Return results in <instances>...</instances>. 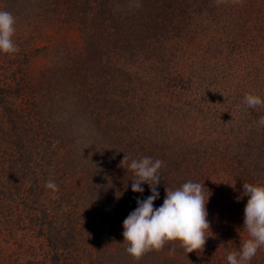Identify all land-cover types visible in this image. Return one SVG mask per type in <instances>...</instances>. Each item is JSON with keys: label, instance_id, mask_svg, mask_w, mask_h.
Here are the masks:
<instances>
[{"label": "trees", "instance_id": "1", "mask_svg": "<svg viewBox=\"0 0 264 264\" xmlns=\"http://www.w3.org/2000/svg\"><path fill=\"white\" fill-rule=\"evenodd\" d=\"M212 1L2 0L3 10L11 12L16 20L19 14H23V19L30 18L26 26L39 27L35 25L34 18L31 19L33 15L38 17V22L43 17L49 24L53 21L76 23L82 33L83 46L81 50L65 52L59 61L56 58L51 62L54 66L44 65L36 72L31 67V60L48 46L35 45L36 36L32 32L29 37L32 43L26 38L25 42L18 44L20 37L13 38L19 48L18 53H0V113L8 126L5 132L13 136L12 154L5 156L4 164L0 159V229L14 220L19 226L23 224L24 228L30 226L45 233L52 248L43 260L47 264L49 261L51 264H66L64 251L76 233L74 225H68L61 216L65 215L62 209L70 216L67 206L72 198L64 190L55 195V200H52L54 196H49L51 191L46 188V182L49 179L55 182L57 175L52 165L61 164L64 160L77 169L74 173L82 179L83 191L75 194V203L81 201L87 208L88 219L99 214L104 218V226L118 223L115 226L117 232L120 224L118 212L130 214L137 207V198L145 199L151 195L147 184L142 185L143 193L132 191L134 174L127 167L131 159L149 156L164 162L160 169L163 175L158 186L160 196L154 201V206L159 207L163 204L167 187L174 190L188 180L202 184L199 171L205 169L202 163L213 148L218 149V156L223 157L232 156L240 148L227 142V135L207 140L205 144H192L187 142L183 131L176 132L170 145L163 146L165 139L156 136L164 132V125L153 120L154 127L150 126L142 116L132 113L133 100H128V91L133 93L129 97L134 98L137 95L134 93L142 90L140 77L130 68L142 65L151 53L162 50L159 47L171 36L190 29L196 11L197 15L203 12L212 5ZM122 92L125 99L119 102ZM20 96L26 102L30 101L27 106L32 105V109L17 105ZM36 106H43L47 111L51 109V112L56 107L54 113L61 111V115L55 120L49 119L47 113L41 115ZM34 109V114L41 116L40 121H46L45 129L37 133L29 126ZM156 111L161 112V108L157 106ZM116 118L121 120L118 122ZM118 125H122V129L117 130ZM81 126L87 132L84 129L79 132L76 127ZM168 132L172 134L175 131ZM46 133L48 142L40 143L39 152H33L32 145L39 139L36 134L38 137ZM79 133L85 140L91 139V144L79 149L72 145ZM255 151V142L245 141L239 154L251 156ZM125 155L129 160L121 163ZM232 158L238 162V156ZM4 166L5 169L2 168ZM259 173L264 175V167ZM73 185L71 188L77 191ZM15 203L22 213L14 217ZM122 233L114 236L121 239L118 251L111 253L113 250H110V256L115 258L116 255L118 260L122 258L123 264H133L136 259L128 261V245ZM55 246L59 250H55ZM163 249L177 252L162 259L158 257L159 251H151L135 264H192L188 261L193 256L192 252L187 254L179 241L169 242ZM193 252L199 254L200 251ZM202 252V259L215 264L210 255L205 256ZM179 256L181 263L176 261L180 260Z\"/></svg>", "mask_w": 264, "mask_h": 264}, {"label": "rangeland", "instance_id": "2", "mask_svg": "<svg viewBox=\"0 0 264 264\" xmlns=\"http://www.w3.org/2000/svg\"><path fill=\"white\" fill-rule=\"evenodd\" d=\"M2 4L0 0V9H3ZM211 4L213 6H207L198 15L196 11L190 29L171 36L159 47L162 50L151 53L142 65L130 68L133 74L140 77L142 90L134 93L137 94L134 98L129 97L133 94L131 91L127 94L128 100H133V114L142 116V120H147L152 127L153 120L164 125V132L161 130L162 134L156 136L165 139L163 146L170 145L174 134L183 131L187 142L192 144H205L207 140L227 135V142L240 147L232 156L224 157L218 156L219 150L213 148L211 154L205 156V163H202L205 169L199 171L202 184L206 186L205 192L211 193L207 204L211 230L202 253L210 255L215 264H228L227 254L238 251L241 240L248 239L244 229V209L249 197L243 195V184L264 183V175L259 173L264 167V126L258 125L259 118L264 116V107L252 109L243 105V97L248 93L264 97V0H244L242 6H233L230 2L217 6L215 0ZM22 16L19 14L16 20L14 38L20 37L21 40L17 43L25 42L32 32L36 36L35 45L48 46L31 60L35 72L44 65L54 66L51 62H55L56 58L58 60L65 52L82 49V33L76 23L53 21L49 24L43 17L38 22V17L33 15L31 19L34 18L35 25L39 26L35 28L26 26L30 18L23 19ZM29 39L32 43V39ZM123 95L122 92L119 102H124ZM29 102L20 96L17 105L32 109V105L27 106ZM157 106L161 112L155 113ZM36 108L40 109L41 115L47 113L49 119L55 120L61 115V111L54 113L56 107L53 112L51 109L45 110L43 106ZM34 112L35 109L29 126L37 133L45 129L46 121H40L41 116ZM177 112L181 115H176ZM116 120L119 122L121 119ZM7 128L0 113V159L3 164L5 156L12 154L13 150V136L5 132ZM76 128L79 132L83 129L87 132L84 126ZM118 128L122 129V125L116 126ZM167 129L175 132L171 134ZM36 138L39 139L32 146L33 152L38 153L40 143L45 140L48 142L49 136L48 133L38 137L36 134ZM245 141L255 142L257 152L251 156H240L239 151ZM91 142V139L85 140L79 133L72 145L79 149ZM234 156H238V162L232 158ZM2 168L5 169V166ZM52 168L57 174V190L50 189L49 196H54L52 200H55V195L64 190L72 198L67 206L70 216L64 209L65 215L61 216L68 225H74L76 233L64 251L66 264H123L122 258L118 260V256L112 258L110 255L119 249L118 241L121 238L114 236L124 231L123 221L129 214L118 212L120 224L117 232L115 226L118 223L104 226V218L99 214L88 219L86 207H83L81 201L75 203V194H82L83 191V181L74 173L77 169L64 160L61 164L52 165ZM72 183L77 191L71 188ZM19 212L22 213V210L17 209L15 203L12 214L15 217ZM109 226L113 228L107 229ZM0 230V264H47L43 258L46 259L51 251L52 243H49L45 233L33 230L30 226L24 228L23 224L19 226L14 220L3 225ZM57 249L58 246H55ZM110 250L113 251L110 253ZM199 251V254L192 252L189 263L208 264ZM173 252L177 251L162 249L158 257H172L175 254ZM128 258L130 262L135 260L131 255ZM179 258L176 261L181 263ZM250 264H264V248L257 252Z\"/></svg>", "mask_w": 264, "mask_h": 264}, {"label": "clouds", "instance_id": "3", "mask_svg": "<svg viewBox=\"0 0 264 264\" xmlns=\"http://www.w3.org/2000/svg\"><path fill=\"white\" fill-rule=\"evenodd\" d=\"M242 6L244 0H215L217 6L225 3ZM16 19L7 10L0 9V53L15 54L19 48L14 41ZM246 108L264 107V97L248 93L243 97ZM264 126V116L258 120ZM125 155L121 163L127 162ZM164 162L144 156L131 159L127 164L134 174L131 189L143 193V184H147L151 195L145 199L137 198V207L123 221V237L127 242L126 252L134 259L140 260L151 251H161L172 241H179L180 247L188 254L194 250H202L206 244L211 225L207 204L211 193L205 192V185L191 180L176 189L166 188L163 204L154 206L159 198L158 186L163 175L160 169ZM46 188L57 190L51 179ZM243 195L248 196L244 209V229L248 239H242L240 249L227 254L228 264H250L257 252L264 248V183L243 184Z\"/></svg>", "mask_w": 264, "mask_h": 264}]
</instances>
